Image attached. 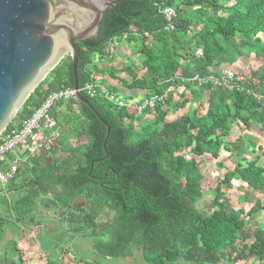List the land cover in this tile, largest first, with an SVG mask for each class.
<instances>
[{"label":"trees","instance_id":"trees-1","mask_svg":"<svg viewBox=\"0 0 264 264\" xmlns=\"http://www.w3.org/2000/svg\"><path fill=\"white\" fill-rule=\"evenodd\" d=\"M166 7L176 13L172 30L167 29ZM114 42L127 43L131 53L123 55V67L103 69L98 59L114 63L119 57ZM76 45L78 87L92 107L73 97L52 108L57 125L66 126L70 136L46 142L29 159L28 176L12 202L16 221L32 223L43 198L60 221L73 225V235L94 238V251L107 259H126L140 251V264H264V221L253 222L255 215L264 214V202L257 199L249 210L226 207V191L234 181L245 184L239 202L255 192L264 198V167L259 163L264 148L244 135L233 141L230 137L235 126L250 128L254 123L264 132V101L255 96L264 95V65L248 76L232 70L233 87L194 80L217 75L218 68L230 69L252 55L264 58V0H122L105 12L97 37ZM131 54L138 55L137 62ZM98 74L144 91V99L162 98L139 114L136 106L143 99L119 106L104 95V89L109 95L117 89L98 84ZM86 84L97 85L94 97L82 90ZM74 86L67 55L6 131L20 127L50 94ZM179 87L184 90L177 95ZM205 94L208 107L200 113L192 104ZM185 107L184 114L168 120L170 112ZM251 145L255 156L250 159L246 155ZM190 146L197 157L217 159L225 151L239 158L213 189L209 213L198 205L204 178L200 163L182 154ZM8 185L16 187L15 178ZM80 198L88 206L75 209ZM104 211L110 218L103 222ZM12 251L19 252L16 243ZM6 256L1 253L0 264H17Z\"/></svg>","mask_w":264,"mask_h":264},{"label":"rangeland","instance_id":"rangeland-1","mask_svg":"<svg viewBox=\"0 0 264 264\" xmlns=\"http://www.w3.org/2000/svg\"><path fill=\"white\" fill-rule=\"evenodd\" d=\"M116 43L120 45V43ZM121 44L122 45L120 46H126L125 51L131 53V48L127 43L122 42ZM131 57L134 61H138L137 55L134 56L131 54ZM122 61L123 57H117L115 63L101 60L99 64L103 69H107L108 67H114L117 69L124 66V61ZM262 65H264V58H257L252 55L251 57L244 58L235 66H232V68L231 66L229 68L241 77L248 76L251 70L257 69ZM138 66H136L137 70L140 71ZM96 79L98 84L103 82L105 86H113L117 89V92L113 95L117 101H123L125 104L133 105L135 103H139V101L145 98L144 91L136 89L130 90L126 88L118 79H111L107 74H98L96 75ZM183 90L184 87H179L175 91L178 95ZM186 95L190 97L189 91ZM207 100L208 96L205 94L203 100L201 102H195L192 104V107L197 108L200 113H205L208 107ZM186 111L187 107L175 113L170 112L168 120H174ZM66 129V126L60 127V137L63 135L66 136V134L70 136V132L68 133ZM242 135L252 139L254 141V145L256 143V145H261L264 148V132L261 131L258 124L254 123L250 126V128H246L243 125L235 126L231 131L230 137L233 141ZM255 146L251 145L246 155L250 159L255 156L253 153ZM191 147L192 146L185 147L182 154L187 158H195L200 163V170L204 178L202 181L203 198L198 205L204 212L209 213V205L213 198V189L218 184L220 178L224 176L227 169L234 168V166L238 163L239 158L235 155H230L225 151H222L217 159L213 158L211 155L197 157L190 152ZM259 163L264 167V155L260 158ZM233 184V189L226 191L227 198L229 199L226 203V207L228 209L235 210L243 207L245 210H249L257 199L264 202L263 196L258 192H255L252 196H250L247 201L239 202L238 198L239 195H242V192L245 189V184L242 181H234ZM240 186H243L244 189L241 190ZM42 199H38L39 203L34 211L35 219H33L34 221L31 223L17 222L16 213H14L11 208L12 204H5V197H0V255L1 253L7 254L6 257L8 259H15L17 264L21 263L19 258H22V264H47L48 262H53L54 264H81L79 261L80 259H84L88 262L96 261L97 264H140L142 262L140 251H136L134 256L126 259H107L97 255L93 248L95 239L82 233L73 235L70 230L73 225L60 221L57 211L54 210L52 206L45 205L42 202ZM87 206L88 205L83 198L78 199L73 204L74 208ZM109 218L110 214L107 211H104L101 221L104 222ZM38 220L40 222L42 221V224L38 225ZM258 221H264V214L262 212L258 213L254 217L253 222ZM34 222H36L35 225H38V227L33 226ZM250 230L251 232L254 231L253 228H250ZM33 233L36 235L34 236V239L31 240L29 234L33 235ZM15 243L19 252L12 251ZM33 246L38 249L35 250ZM6 250H8V252H6ZM179 264L186 263L182 261L179 262ZM225 264L245 263L226 262Z\"/></svg>","mask_w":264,"mask_h":264},{"label":"water","instance_id":"water-1","mask_svg":"<svg viewBox=\"0 0 264 264\" xmlns=\"http://www.w3.org/2000/svg\"><path fill=\"white\" fill-rule=\"evenodd\" d=\"M122 0H0V135L47 75L69 55L78 87L76 43L97 37Z\"/></svg>","mask_w":264,"mask_h":264},{"label":"built area","instance_id":"built-area-1","mask_svg":"<svg viewBox=\"0 0 264 264\" xmlns=\"http://www.w3.org/2000/svg\"><path fill=\"white\" fill-rule=\"evenodd\" d=\"M163 13L168 22L167 29H174L173 18L176 16L175 10L171 7H166ZM195 79L200 82L211 81L218 85L233 87L236 81V74L231 69L220 67L217 75H210L204 79L196 76ZM96 86L94 84H86L82 90L90 97H94L97 93ZM104 95L111 101L116 100L113 95H109L106 89H104ZM255 96L257 99L264 101L263 94H255ZM73 97H76V90L71 88L50 94L44 103L35 109L29 118L22 122L20 127L12 128L9 131L5 130L0 135V187L6 186L14 179L19 170L20 160L11 162L7 170L3 168L5 163L8 162L10 155L23 151L26 159L33 158L41 152L46 142L60 137V127L57 125L55 118L52 117L51 111L59 100H69ZM161 98L156 95L143 99L136 106L137 113L140 114L145 108H154L155 102ZM116 103L119 106L125 105L123 101L116 100Z\"/></svg>","mask_w":264,"mask_h":264},{"label":"crops","instance_id":"crops-1","mask_svg":"<svg viewBox=\"0 0 264 264\" xmlns=\"http://www.w3.org/2000/svg\"><path fill=\"white\" fill-rule=\"evenodd\" d=\"M114 45H116V53L118 54V56H119V58L121 57H123V55L126 53V54H129V52L128 51H125V48H126V46H120V45H122V44H117L116 42H114ZM138 56V55H137ZM101 61V59H98L97 60V62H98V64H99V62ZM123 61H124V59H123ZM122 61V62H123ZM116 62V61H115ZM114 62V63H115ZM124 63V62H123ZM99 66H100V64H99ZM101 67V66H100ZM102 68V67H101ZM120 68V67H119ZM256 144V143H255ZM262 152V151H261ZM13 155V159L12 160H10V158H8V162H6L5 163V165L3 166V168L4 169H8V167H9V164L11 163V162H13L14 160H20V163H19V175H17L16 177H15V183H16V187H14V188H11V187H9V185L7 184L6 186H4V187H0V197L1 196H3V197H5V199H6V202H5V204H12V202H13V200L14 199H16V197H17V193H18V191L16 190V188H17V186H19L20 185V183L23 181V179H25L27 176H28V174H27V170L25 171V169H26V167L28 166L29 167V159H26L25 158V155H24V153H23V151H21V152H16V153H14V154H12ZM24 172V173H23ZM15 197V198H14ZM37 222V221H36ZM36 222H34V224H33V226L34 227H38V225H35V223ZM33 228V227H32ZM36 235V234H35ZM34 233H33V235L32 234H29V237H30V239L32 240V239H34ZM1 248V247H0ZM3 248V247H2ZM33 248L35 249V250H37L38 248L37 247H35V246H33ZM33 260H36V259H33Z\"/></svg>","mask_w":264,"mask_h":264},{"label":"flooded vegetation","instance_id":"flooded-vegetation-1","mask_svg":"<svg viewBox=\"0 0 264 264\" xmlns=\"http://www.w3.org/2000/svg\"><path fill=\"white\" fill-rule=\"evenodd\" d=\"M77 200H78V199H77ZM77 200H76V201H77ZM77 208H81V207H77ZM77 208H75V209H77Z\"/></svg>","mask_w":264,"mask_h":264}]
</instances>
